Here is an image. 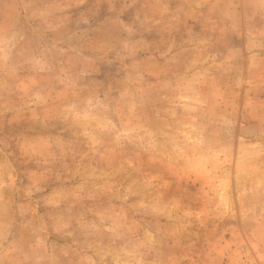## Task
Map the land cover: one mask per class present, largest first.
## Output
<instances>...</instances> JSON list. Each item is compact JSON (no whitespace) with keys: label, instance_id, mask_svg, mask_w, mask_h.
<instances>
[{"label":"rangeland","instance_id":"374dc122","mask_svg":"<svg viewBox=\"0 0 264 264\" xmlns=\"http://www.w3.org/2000/svg\"><path fill=\"white\" fill-rule=\"evenodd\" d=\"M0 264H264V0H0Z\"/></svg>","mask_w":264,"mask_h":264}]
</instances>
